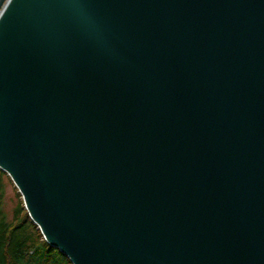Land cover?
<instances>
[{"label": "water", "instance_id": "1", "mask_svg": "<svg viewBox=\"0 0 264 264\" xmlns=\"http://www.w3.org/2000/svg\"><path fill=\"white\" fill-rule=\"evenodd\" d=\"M0 171L71 264H264V0H0Z\"/></svg>", "mask_w": 264, "mask_h": 264}, {"label": "trees", "instance_id": "2", "mask_svg": "<svg viewBox=\"0 0 264 264\" xmlns=\"http://www.w3.org/2000/svg\"><path fill=\"white\" fill-rule=\"evenodd\" d=\"M5 179L10 181L0 171V264H71L64 255L43 240L18 192L11 219L8 218L3 202Z\"/></svg>", "mask_w": 264, "mask_h": 264}, {"label": "rangeland", "instance_id": "3", "mask_svg": "<svg viewBox=\"0 0 264 264\" xmlns=\"http://www.w3.org/2000/svg\"><path fill=\"white\" fill-rule=\"evenodd\" d=\"M4 212L8 216L9 219H11L12 211L15 208L16 205V193L17 190L8 179L4 180Z\"/></svg>", "mask_w": 264, "mask_h": 264}]
</instances>
